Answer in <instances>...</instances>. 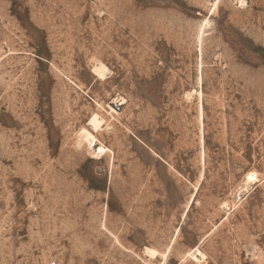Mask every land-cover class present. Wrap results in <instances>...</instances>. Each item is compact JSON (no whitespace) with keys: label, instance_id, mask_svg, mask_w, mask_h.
I'll return each mask as SVG.
<instances>
[{"label":"rangeland","instance_id":"rangeland-1","mask_svg":"<svg viewBox=\"0 0 264 264\" xmlns=\"http://www.w3.org/2000/svg\"><path fill=\"white\" fill-rule=\"evenodd\" d=\"M52 263L264 264V0H0V264Z\"/></svg>","mask_w":264,"mask_h":264},{"label":"bare ground","instance_id":"bare-ground-1","mask_svg":"<svg viewBox=\"0 0 264 264\" xmlns=\"http://www.w3.org/2000/svg\"><path fill=\"white\" fill-rule=\"evenodd\" d=\"M217 4V3H216ZM216 4L214 5V7L216 6ZM206 22V21H204ZM203 26H204V23H203ZM201 34H202V30L200 31L199 33V39L201 37ZM96 64V63H95ZM108 69L107 67L101 63V62H98L96 65L93 66V72L95 75H97L98 77L100 78H104V76L106 75ZM114 101L112 103H117L118 102V97H116L115 99H113ZM124 100L121 99V103L123 102ZM120 103V102H119ZM117 106V105H116ZM110 108V111L114 112L115 113V110L112 109V107H109ZM200 115L202 116V111L200 113ZM100 118V117H99ZM97 115H93L90 119V125L97 129L99 126H100V123H101V119H99ZM103 121V120H102ZM143 252L150 255V256H154L155 255V251L152 250L151 248H147L145 247L143 249Z\"/></svg>","mask_w":264,"mask_h":264},{"label":"built area","instance_id":"built-area-1","mask_svg":"<svg viewBox=\"0 0 264 264\" xmlns=\"http://www.w3.org/2000/svg\"><path fill=\"white\" fill-rule=\"evenodd\" d=\"M52 264H54V263H52Z\"/></svg>","mask_w":264,"mask_h":264}]
</instances>
